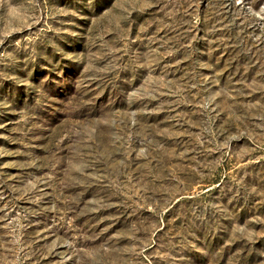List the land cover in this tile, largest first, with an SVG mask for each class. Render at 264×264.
I'll return each mask as SVG.
<instances>
[{
    "label": "rangeland",
    "instance_id": "374dc122",
    "mask_svg": "<svg viewBox=\"0 0 264 264\" xmlns=\"http://www.w3.org/2000/svg\"><path fill=\"white\" fill-rule=\"evenodd\" d=\"M0 264H264V0H0Z\"/></svg>",
    "mask_w": 264,
    "mask_h": 264
}]
</instances>
